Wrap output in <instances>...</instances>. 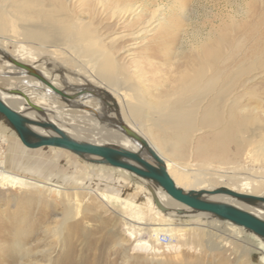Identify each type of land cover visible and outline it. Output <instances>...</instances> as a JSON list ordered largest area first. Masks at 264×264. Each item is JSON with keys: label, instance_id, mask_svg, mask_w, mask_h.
Listing matches in <instances>:
<instances>
[{"label": "bare ground", "instance_id": "1", "mask_svg": "<svg viewBox=\"0 0 264 264\" xmlns=\"http://www.w3.org/2000/svg\"><path fill=\"white\" fill-rule=\"evenodd\" d=\"M257 2L260 7L253 10L245 6L244 10L220 12V23L210 29L211 40L203 45L201 43L199 54L193 53L188 59L190 64L200 61L202 68L196 70L188 81L185 79L189 74L178 77L173 90L167 92L161 86L153 90L147 88L139 81L140 73L130 71L121 61L127 56L118 59L117 52L107 48L97 32L89 30L93 25L91 19L109 13L111 19H118V24L137 21L135 30L125 32L122 41L142 38L155 30L160 6L148 12L139 6L117 5L109 11L99 1L88 4L85 0H0V60L3 59L4 66L9 67V71L0 67V96L10 107L28 118L51 122L75 140L114 145L136 152L139 145L122 130L123 126L127 127L148 143L163 160L176 186L185 192L226 188L238 194L264 198L263 100H252L248 93L243 94L250 85L264 78V0ZM126 43L127 46L122 48L128 47L129 42ZM17 49L23 54L21 58L16 56ZM12 61L32 68L47 84L19 69ZM52 64L66 68L67 74L50 73L48 68ZM4 74L19 81V85L8 84ZM80 81L83 85L87 84L86 88L79 87ZM14 90L25 94L29 103L41 108L42 112L34 111L22 96L12 94ZM187 93L194 95L183 96ZM171 96L177 97L173 100ZM105 98L109 100L107 104L111 106L112 113L103 108ZM112 124L116 125L115 128ZM9 129L13 132V140L6 144ZM37 131L50 134L41 129ZM92 133L97 136V141H94L97 143L90 142L86 137ZM201 134L207 135L204 142L198 141ZM0 141L8 145L10 155L0 161V187L39 188L48 194L62 196L65 187L60 184L7 170L23 144L5 122H0ZM47 149L53 153L66 152L52 147L40 148V152ZM210 155L229 167L213 172L204 169L202 163L194 162L198 157ZM79 158L80 162L83 160L86 163L87 160ZM239 158L250 162L249 167L230 166ZM146 159L153 162L148 156ZM86 164L101 172L99 176L102 178L106 177L103 172H117L121 186L119 194L96 189H87V192L113 211L115 216L122 218L121 233L127 241H136L134 252L150 256L155 262L182 257L184 250L199 254L203 247L195 237L205 234L197 224L203 220L212 232L225 234L224 242L210 245L211 251H230L231 241H236L245 246V252H251L254 248L248 243L249 234L260 240L259 250L264 254V239L243 227L193 211L173 200L159 186L125 170L88 161ZM131 177L139 184L130 180ZM69 189L78 190L76 186L66 187V197H69ZM139 194L141 201L145 200V207L131 206ZM207 199L230 204L264 220V204L251 206L228 195L207 196ZM115 203L129 208V212L126 215L117 212L112 206ZM178 214L193 219L183 227H176L171 223V217ZM220 225L222 229H219ZM4 254L7 256H0V264H10L13 251L7 250Z\"/></svg>", "mask_w": 264, "mask_h": 264}, {"label": "rangeland", "instance_id": "2", "mask_svg": "<svg viewBox=\"0 0 264 264\" xmlns=\"http://www.w3.org/2000/svg\"><path fill=\"white\" fill-rule=\"evenodd\" d=\"M85 1L88 4L102 2L109 11L117 5L139 6L145 8L148 12L159 6L161 7V11L156 18L155 30L142 38H130L122 41V35L125 32L135 30L137 21L134 19L130 22H124V24H118V19L115 17L111 19L109 13L96 19L90 18L93 25L89 30L97 32L104 39L105 46L117 52L118 59L121 60L127 56L121 61L126 63L125 66L130 71L140 73L139 81L143 82L147 88L153 90L156 86H161L162 90L167 92L173 90L178 77L189 74L185 79V81H188L194 76L196 70L202 68L200 61L190 64L188 59L191 58L193 53L199 54L201 43L203 45L211 40V26H217L220 23L218 14L232 9L244 10L245 6L251 10L257 6L260 7L258 0ZM126 42H129L128 47L122 48L125 45L127 46ZM9 49L14 53L12 47ZM19 50L16 51L17 58H21L23 55ZM3 61V59L0 60V67H3L4 71H9V67L4 66ZM50 63L48 62V64ZM48 71L52 74L55 73L54 75L67 74L66 68L59 65L53 66V64L48 68ZM8 76V74H4L8 84L12 86L19 85V81ZM257 81L250 85L245 92L243 91V94L248 93L250 95L248 97H252V100L262 99L264 108V78ZM80 83V88H86L87 84L83 85L81 81ZM94 85L96 86V84ZM187 95L192 97L194 94L187 93L183 96ZM171 97L174 100L177 96ZM105 99L103 108L112 113L111 106L107 104L109 100ZM262 110L264 111V109ZM262 112L261 115L264 116ZM112 126H114L112 128H115L116 125L112 124ZM11 132L9 129L6 144L13 140V132ZM206 136V134H201L198 141L204 142ZM86 137L90 142L97 143L94 142L98 139L95 133ZM6 144L2 142L5 151L3 161L10 156ZM24 148V146L18 148L20 151L17 152L18 154L13 153L17 158L9 167L6 164L7 170L36 177L39 180H49L54 184L65 187V191H63L62 196L58 197L39 188L0 187V256L6 258L7 255H3V253L7 250L13 251L16 257L12 255L11 261L9 260L10 264H264V254L259 250L261 249L260 240L254 235L247 234L249 237L248 243L254 248L251 252H245V246L236 241L234 243L231 241L230 251L225 249L211 251L210 245L216 246L219 242H224L226 239L225 234L217 231L212 232L209 224L203 220L198 221L197 224L201 226L202 232L205 234L195 237V239L198 238L196 241L203 247L201 253L196 254L184 250L182 257H170L171 259L166 258L161 262L152 261L150 256L146 257L142 253L134 252L133 247L136 241H127L121 233L122 218L115 216L113 211L87 192V189H96L108 194H119L121 186L116 177L117 172L113 170L103 172L106 177L102 178L99 176L101 172H98L92 166H86L87 161L86 163L83 160L80 162L78 157L70 152L53 153L47 149L41 153L40 149L31 152L28 151L29 149ZM212 158L211 155L210 157H198L194 159V162L202 163L204 169L208 168L213 172H217L220 168L229 167L223 161L217 162ZM250 164V162L247 163L244 159L239 158L237 163L230 166L248 168ZM129 179L139 184L134 177ZM75 186L78 190L69 189L67 192L69 197H66V187L74 188ZM259 192L262 193L263 191L260 190ZM136 200L135 202L133 199L131 206L140 205L145 207V200L141 201L140 194ZM75 205H78V207ZM112 206L123 215L129 212V208L120 207L118 203ZM163 213L164 215L167 214ZM171 219L173 225L183 227L186 223H190V219L193 218L186 219L178 214L173 218L171 217ZM22 227L24 229H21ZM219 227V229L223 228L222 225ZM213 240H215V243ZM13 247L14 249H12ZM19 258L20 260H18ZM30 260L32 261L30 262Z\"/></svg>", "mask_w": 264, "mask_h": 264}, {"label": "water", "instance_id": "3", "mask_svg": "<svg viewBox=\"0 0 264 264\" xmlns=\"http://www.w3.org/2000/svg\"><path fill=\"white\" fill-rule=\"evenodd\" d=\"M12 63L47 84L32 68L17 61H12ZM54 91L62 94L56 89ZM11 93L22 96L29 103V99L21 91L14 90ZM30 106L34 111L42 112L41 108L31 104ZM0 122H5L27 149L59 148L69 151L89 163L125 170L146 182L159 186L173 200L193 211L210 215L215 220L227 221L243 227L264 239V220L230 204L210 201L207 196L228 195L251 206L264 204V198L238 194L226 188H218L213 191L191 190L185 192L176 186L168 175L163 160L149 147L148 143L125 126L122 127L123 132L139 145V150L136 152L114 145H95L75 140L51 122L28 118L22 112L10 107L1 96ZM37 129L44 130L50 134H41ZM146 156L151 158L153 162H149Z\"/></svg>", "mask_w": 264, "mask_h": 264}, {"label": "built area", "instance_id": "4", "mask_svg": "<svg viewBox=\"0 0 264 264\" xmlns=\"http://www.w3.org/2000/svg\"><path fill=\"white\" fill-rule=\"evenodd\" d=\"M4 156H5V151H4V148L2 146V142H0V161H2L4 159ZM162 241L165 242L164 239H162Z\"/></svg>", "mask_w": 264, "mask_h": 264}]
</instances>
